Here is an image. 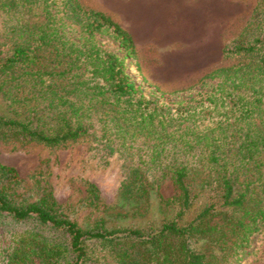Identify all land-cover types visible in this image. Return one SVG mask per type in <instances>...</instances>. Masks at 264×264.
<instances>
[{"label":"trees","instance_id":"obj_1","mask_svg":"<svg viewBox=\"0 0 264 264\" xmlns=\"http://www.w3.org/2000/svg\"><path fill=\"white\" fill-rule=\"evenodd\" d=\"M222 53L195 84L147 94L133 36L106 12L0 0V140L93 137L131 161L110 205L86 183L87 227L42 177L36 199L19 192L0 161V264H264V0Z\"/></svg>","mask_w":264,"mask_h":264},{"label":"rangeland","instance_id":"obj_2","mask_svg":"<svg viewBox=\"0 0 264 264\" xmlns=\"http://www.w3.org/2000/svg\"><path fill=\"white\" fill-rule=\"evenodd\" d=\"M81 2L87 8L112 14L114 20L131 25L140 46L143 75L135 69L129 73L142 91L154 94L158 87L160 92L188 87L212 69L228 65L230 60L223 57V46L240 32L258 0ZM119 11L127 12V16L119 19ZM109 43L117 49L113 40ZM176 96L166 94L165 98L174 100ZM116 146L113 144L111 152L104 142L93 137L54 149L37 143L21 145L0 140V161L15 167L24 179L18 187L19 192L30 200L36 199V178L32 175L42 177L51 186L63 213L87 227L99 212L87 204L86 183L96 184L103 203L110 205L117 199L119 187L129 170L130 159L126 153L116 150ZM39 171L43 174H37ZM161 192L165 196L173 194L172 182H165Z\"/></svg>","mask_w":264,"mask_h":264},{"label":"crops","instance_id":"obj_3","mask_svg":"<svg viewBox=\"0 0 264 264\" xmlns=\"http://www.w3.org/2000/svg\"><path fill=\"white\" fill-rule=\"evenodd\" d=\"M110 16L114 19V16L112 15V14H110ZM118 16H119V19L122 17V16H124V17H126L127 16V12L125 13V11L124 12H120L119 11V14H118ZM119 24H121L126 30H128L130 33H131V35L133 36V39H134V41H135V43H136V45H137V47H138V49L140 48V46L138 45V39H137V37H136V35H135V33L132 31V29L130 28V24L127 22V24H123L120 20H116ZM126 23V22H125ZM148 38H146V41H148L147 40Z\"/></svg>","mask_w":264,"mask_h":264}]
</instances>
